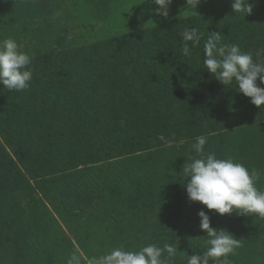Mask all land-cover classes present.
Returning a JSON list of instances; mask_svg holds the SVG:
<instances>
[{
  "label": "trees",
  "instance_id": "obj_1",
  "mask_svg": "<svg viewBox=\"0 0 264 264\" xmlns=\"http://www.w3.org/2000/svg\"><path fill=\"white\" fill-rule=\"evenodd\" d=\"M121 1L0 0V41L20 33L32 57L26 90L0 85V264H66L73 253L87 264L148 244L177 246L173 264H186L205 250L204 206L189 202L184 174L201 135L205 153L257 170L264 191V106L203 66L216 32L264 61V0H248L251 15L229 4L144 28ZM69 7L91 11L105 35L78 44L58 21ZM190 28L201 41L185 56ZM207 214L240 240L231 264H264V219Z\"/></svg>",
  "mask_w": 264,
  "mask_h": 264
},
{
  "label": "clouds",
  "instance_id": "obj_2",
  "mask_svg": "<svg viewBox=\"0 0 264 264\" xmlns=\"http://www.w3.org/2000/svg\"><path fill=\"white\" fill-rule=\"evenodd\" d=\"M156 6L155 14L168 18L172 0H151ZM201 0H185V11L194 13ZM232 11L251 15L253 6L248 0H232ZM197 15V14H196ZM182 51L191 55V47L200 44L201 34L198 29H185L182 33ZM219 32L209 34L203 45V66L217 81L227 86L235 82L236 89L257 108L264 106V87L257 85L259 80L264 85V61L257 62L251 52H242L238 45L221 43ZM191 42V47L189 43ZM264 50H258L259 57ZM32 57L21 51V46L11 38L0 41V85L9 91L26 90L32 80L29 65ZM208 138L204 135L195 138L191 150L196 154L189 156L190 163L184 168L185 184L189 202H198L204 208L198 212L199 228L206 233L205 250L186 256V264H231L229 256L234 255L240 247V240L224 229L212 228L208 212L219 216L255 215L264 219V191L257 188L260 173L249 171L243 164L233 158H217L214 153H205ZM178 250L177 246L165 244L159 247L148 244L138 251H128L122 247L113 248L100 257H92L87 264H173ZM166 253V255H165ZM66 264H81V256L73 253Z\"/></svg>",
  "mask_w": 264,
  "mask_h": 264
},
{
  "label": "rangeland",
  "instance_id": "obj_3",
  "mask_svg": "<svg viewBox=\"0 0 264 264\" xmlns=\"http://www.w3.org/2000/svg\"><path fill=\"white\" fill-rule=\"evenodd\" d=\"M80 1L81 0H75V3L79 6ZM229 4H232V0H201L199 6L195 9V12L198 14L207 9H213ZM155 8L156 6L151 2V0H129V3L125 8V12H127L130 19L127 18L126 20H134L137 23V28H144L164 22L168 18H179L194 14L185 11V0H172L168 9V18L156 15L154 11ZM58 21L59 25L63 27L64 30L69 29L71 31V36L78 44L87 43L92 40L94 41L95 39L101 38L105 35V33H103L105 27L103 24L96 23L92 20L91 11H85L82 15H80L79 9H74L72 7H69V9L65 8ZM14 40L21 46L20 33L18 36L14 37ZM53 44L55 45L54 42ZM47 203L50 212L55 217L54 210L52 208V206L57 203L55 197H52Z\"/></svg>",
  "mask_w": 264,
  "mask_h": 264
}]
</instances>
